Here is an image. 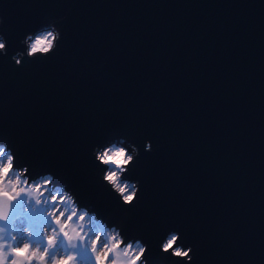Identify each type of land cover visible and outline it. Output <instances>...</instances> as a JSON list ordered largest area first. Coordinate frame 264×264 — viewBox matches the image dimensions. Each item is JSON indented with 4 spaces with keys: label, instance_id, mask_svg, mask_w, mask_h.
<instances>
[{
    "label": "water",
    "instance_id": "water-1",
    "mask_svg": "<svg viewBox=\"0 0 264 264\" xmlns=\"http://www.w3.org/2000/svg\"><path fill=\"white\" fill-rule=\"evenodd\" d=\"M0 15V142L34 178L124 220L150 264H168L172 230L193 264H264V0H0ZM59 17L56 53L17 67L25 35ZM120 137L141 153L128 209L92 156Z\"/></svg>",
    "mask_w": 264,
    "mask_h": 264
},
{
    "label": "clouds",
    "instance_id": "clouds-1",
    "mask_svg": "<svg viewBox=\"0 0 264 264\" xmlns=\"http://www.w3.org/2000/svg\"><path fill=\"white\" fill-rule=\"evenodd\" d=\"M64 20L59 17L27 33L20 41L23 50L11 57L15 65L54 55ZM7 55L8 41L0 33V56ZM144 151H153L151 140L145 141ZM140 154L139 146L124 137L92 149L101 186L125 209L140 200V180L128 178ZM55 180L51 172L34 178L16 149L0 142V264H150V244L129 238L124 220L109 224L91 205H83L75 190ZM20 205L23 212L17 211ZM181 239L178 230L167 233L159 244L162 261L193 264L194 246L186 248Z\"/></svg>",
    "mask_w": 264,
    "mask_h": 264
},
{
    "label": "rangeland",
    "instance_id": "rangeland-1",
    "mask_svg": "<svg viewBox=\"0 0 264 264\" xmlns=\"http://www.w3.org/2000/svg\"><path fill=\"white\" fill-rule=\"evenodd\" d=\"M18 212H23V205H20Z\"/></svg>",
    "mask_w": 264,
    "mask_h": 264
}]
</instances>
